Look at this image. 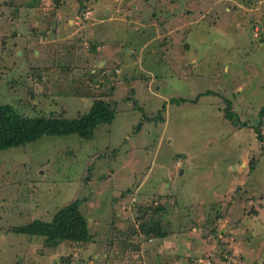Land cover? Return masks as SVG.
<instances>
[{
    "label": "rangeland",
    "instance_id": "obj_1",
    "mask_svg": "<svg viewBox=\"0 0 264 264\" xmlns=\"http://www.w3.org/2000/svg\"><path fill=\"white\" fill-rule=\"evenodd\" d=\"M97 100L91 140L0 152V264H264V0H0V105ZM73 201L88 242L14 232Z\"/></svg>",
    "mask_w": 264,
    "mask_h": 264
},
{
    "label": "trees",
    "instance_id": "obj_2",
    "mask_svg": "<svg viewBox=\"0 0 264 264\" xmlns=\"http://www.w3.org/2000/svg\"><path fill=\"white\" fill-rule=\"evenodd\" d=\"M198 99L193 101V104ZM176 100H173L175 102ZM185 101H178V104ZM224 118L237 124L233 119L228 103L225 101ZM115 102L106 103L103 100L95 101L86 114L74 119L62 116H37L27 117L18 114L10 105H0V152L10 148L24 147L27 144L38 141L44 136H68L75 135L82 140H91L94 130L100 125H110L115 118ZM259 123L254 129L261 139V120L264 119V107L258 113ZM245 126V125H243ZM79 201H73L59 209L51 221L43 222L35 220L25 226L16 227L14 232L29 237H42L47 248H54L59 242L86 243L90 240L88 224L79 210ZM156 222V221H155ZM157 222L155 223V225ZM152 226L146 228L141 225V231L147 235L152 233ZM160 233V234H159ZM164 233H154V237H164Z\"/></svg>",
    "mask_w": 264,
    "mask_h": 264
}]
</instances>
